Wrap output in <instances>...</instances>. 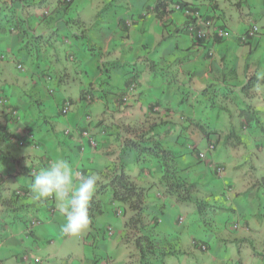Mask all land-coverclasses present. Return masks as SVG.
Returning a JSON list of instances; mask_svg holds the SVG:
<instances>
[{
	"label": "crops",
	"instance_id": "1",
	"mask_svg": "<svg viewBox=\"0 0 264 264\" xmlns=\"http://www.w3.org/2000/svg\"><path fill=\"white\" fill-rule=\"evenodd\" d=\"M156 1L0 0V54L12 55L25 68L15 75L9 73L12 67L0 64V95L19 112V118L9 121L0 107V135L5 129L22 138L0 142L8 158L0 161V264H20L18 255L30 252L23 246L20 225H27L28 214L42 213L48 205L47 200L33 199L30 185L40 169L58 158L85 175H97V188L124 163L138 186L150 188L147 202L165 206L158 231L172 242L173 256L186 257L187 264H264V87L242 91L249 78L264 70V36L251 46L238 38L253 24L264 27V0H179L203 21L214 20L212 30L220 26L230 30L229 38L215 43L188 31L192 21L182 10L171 7L159 18ZM194 26L204 29L200 22ZM131 82L137 83L138 93L125 106L120 98ZM84 90L94 94L91 105L81 98ZM67 100L73 106L64 115L61 108ZM250 108L253 114L245 111ZM242 111L245 117L259 119V126L246 124ZM87 115L92 117L90 125ZM201 127L214 134L205 137ZM132 128L145 132L149 146L160 143L170 152L182 176L199 184L215 206L216 228L204 239L180 226L173 234L162 230L166 211H177L176 225L186 205L164 196L160 164L154 160L136 164V152L126 147L136 139ZM85 131L91 132L95 146ZM216 139L220 143L210 158L224 170L222 176L230 170L244 171L238 191L229 181L220 185L217 179L222 176L211 169L218 176L212 179L197 157ZM20 189L29 194L17 198ZM102 201L104 214L96 217L90 232L96 237L93 248L102 240L96 234L101 230L97 221L108 208L115 212L120 206L109 194ZM58 204L54 199V206L46 208L50 215ZM191 214L197 222L196 211ZM232 218L240 230L230 228ZM32 236L38 238L36 233ZM193 238L204 242L208 253L196 248ZM45 239L47 261L32 256L31 264H96L107 257L93 252L55 263L57 253L49 249L53 242ZM40 241L31 245L33 252L43 247ZM113 241L122 244L121 237Z\"/></svg>",
	"mask_w": 264,
	"mask_h": 264
},
{
	"label": "trees",
	"instance_id": "2",
	"mask_svg": "<svg viewBox=\"0 0 264 264\" xmlns=\"http://www.w3.org/2000/svg\"><path fill=\"white\" fill-rule=\"evenodd\" d=\"M174 3L180 5L181 9L194 10L189 7L188 4L182 3L179 0H157L154 11L159 18H162L171 12V7H173ZM251 44L252 42L249 46H251ZM257 83V78H249L248 83L242 88V91L244 93L249 92ZM260 83L264 84V82ZM92 97L95 99L94 94ZM1 108L4 109L5 115L9 117V121L17 119L14 118L11 113H7L8 108H13L18 111L9 102L8 105ZM245 111L248 114L251 112V108ZM245 111L241 112V116L245 118V123H254L259 126V119L255 118L254 115L251 118L249 115H247L248 118L247 116L245 117ZM201 130L203 135L207 138H210V136L214 134L209 133L203 127H201ZM136 133V139L134 141L129 140L126 146L129 150L136 152V164L143 161L146 162L147 160H154L160 164L163 171L161 184L164 189V196L171 199L175 204L193 205L195 207L196 214L200 217V223L204 226L207 225V220L213 222L216 216L215 206L205 198L200 185L197 183H190L182 176L183 172L180 173L175 161L176 158L170 156V152L167 150L162 149L160 143L149 146L148 140L146 139L147 136H144V133L142 135H137ZM232 135L233 132L231 133V136ZM11 140L22 141V138H18L13 134L8 133L5 129H2L0 142ZM230 140L231 138L227 137L224 142L228 144ZM215 142L218 143L219 139H216ZM2 160H8V158L5 153L0 150V161ZM125 169L126 166L122 163L119 171L112 174V176L107 179L106 183L98 185L89 210L91 229L94 227L96 217L104 214L102 197L109 194L112 202L120 205L115 211L116 215L121 217L125 216L126 219L124 223L125 233L121 236L122 244L133 249L134 254L138 258V264H153L154 262L163 264L169 256L174 255V253L170 250V248H173L172 243L168 241L167 236L158 231L160 216L163 214L165 206L163 205L162 209L161 207L159 208L158 211H160V213L155 212V206L157 205H151L147 202L150 188L138 186ZM20 190L23 191V189ZM24 193L26 195L29 194L28 192ZM16 197L19 198L17 194ZM109 229H112L114 234V229L111 226L105 230L96 232V234L102 237L103 241H107V237L111 238L113 236V234L110 235ZM193 244L202 252H205L201 249L202 246H205L208 250V246L204 244V242L194 241ZM111 260L112 258L107 256L103 259H97L96 264H104L106 262L110 264Z\"/></svg>",
	"mask_w": 264,
	"mask_h": 264
},
{
	"label": "rangeland",
	"instance_id": "3",
	"mask_svg": "<svg viewBox=\"0 0 264 264\" xmlns=\"http://www.w3.org/2000/svg\"><path fill=\"white\" fill-rule=\"evenodd\" d=\"M44 14L47 15L48 14L47 11H45ZM262 36H264V34H262L261 37ZM24 61L27 62V60H24ZM4 63H6L7 67H10V68L12 67V70L9 71L10 74H15V75L21 74L22 71L19 70L17 67L18 62L15 58L12 57V55L10 57L7 55V57L3 61L0 60V64H4ZM2 73H3V71L0 70V76ZM4 74H6V73L4 72ZM133 77L135 78V75L132 74V78ZM132 78H131V80L134 79V78L133 79ZM45 83L50 84V80L45 81ZM165 126H167V124H165ZM130 130H132V131H130L132 134L134 132L135 133L139 132L141 135L143 133H145L142 130H136V128L135 129L132 128ZM219 143H216V146ZM146 144H147V142H146ZM128 164H129V162H128ZM131 169H132L131 172L135 171V168H133V166H131ZM204 169L206 172L209 171L210 177L212 179L218 178V176L216 174H213L211 171V168L205 163H204ZM243 174H244V171L239 170L237 172H233L232 170H230L226 173L225 176H222L221 178L217 179V181H219L220 185H222L224 182L229 181L232 184H235L237 186V188H235V189H236V191H238L241 188L240 187V183H241L240 179H241ZM99 184H104V182L101 181V182H99ZM104 197L105 196H103L102 199ZM47 201H48L47 202L48 205H45L46 207L43 208L42 213H39L36 215L28 214L27 217L29 218V221L26 222L27 225L24 223H21V225H20L21 229L24 233L22 239L24 240L25 245L23 244V246L28 247L29 251H30V252H27L26 254L22 253V254L18 255L20 264L23 261H24V264H31L32 263V256L40 257V258H42V260H44V262L47 261L46 254L43 255V249L48 246V243H45V240H46L45 238H47L48 240H52V242H53L49 249L51 251L50 253H52V251L55 254L57 253L56 258H54V260H53V262H55V263H61L64 259L68 258L69 255L74 256V257L79 259L80 257H83L85 255L93 256V252H94L98 256H104V257L108 256V255L112 256L111 258L113 259L114 264H138V258L134 254L133 249H131L130 247H126L123 244L118 246L116 244V242L113 241V240H115V238L119 239L123 233L125 216H122V217L117 216L112 209L108 208L107 213L104 216H101L99 218V220L97 221L95 226L101 230H105L106 228L111 226L114 229L115 238L114 237L111 238L110 241H103L100 239L98 241L97 246H95L93 248L92 244H94V241H96V237H94V235H90L91 234L90 233L91 232V225H89L86 230L82 231L78 235L70 236V237H68L67 235H62L60 232V228L65 223V217L62 216L58 210L55 211L54 214L50 215V213L48 212V210L46 208L54 206V198H49V199H47ZM261 202L264 205V201H261ZM155 207H156L155 212L160 213V211H158V210L160 207H161V209L163 208V204H159ZM248 208L249 207L244 209L246 211V213H245L246 215L249 214L247 212ZM181 209H186V213L181 214V216H178V218L183 217L184 220H186V224L184 222L183 225H178V221H177L178 218H177L176 219V225L177 226L173 225V218H174L177 211L169 209L166 211L164 218H163L162 230L164 232H167L168 234H173L174 231L175 232L179 231L178 226H180L181 230H183L185 228L187 230L192 229V233H193L194 237H200L199 239H204L205 235L207 233H210L214 228H216L215 227L216 224L214 221L215 218H214L213 222H210L209 220H207V225L204 226L202 223H200L199 215L196 214L198 217V221L196 222L195 218L192 216L193 214H191L192 211H195V207L193 205L189 204V205H186L184 207H181ZM33 221H35L37 223V225L34 227L31 226ZM231 221L235 222L238 220H236L235 218H232ZM229 224H231V223H229ZM35 230H36V232H34ZM32 233H36L38 238L33 237ZM39 238H41L40 244H43V247L40 249V251H36L37 253H35V251L33 252V250L30 247H32L31 245L35 244L37 241L39 242ZM192 241L194 242L197 240L195 238H193ZM172 247L174 248L173 244H172ZM173 248H170V250L172 251ZM21 250H23V248H21ZM206 253H208V251ZM166 260L167 261L164 264H187V261H188V259L186 257L184 258L183 256H180V255L177 257L173 256L171 258L168 257V259H166ZM35 262L39 263L40 260H36ZM101 264H103V263H101ZM153 264H161V263L154 262Z\"/></svg>",
	"mask_w": 264,
	"mask_h": 264
},
{
	"label": "clouds",
	"instance_id": "4",
	"mask_svg": "<svg viewBox=\"0 0 264 264\" xmlns=\"http://www.w3.org/2000/svg\"><path fill=\"white\" fill-rule=\"evenodd\" d=\"M64 2H65V0H64ZM173 7H174V4H173ZM201 19H202V17H201ZM208 21H212L213 27H214V25H215L214 20H208ZM190 22H191V19H190ZM193 22H195V21L193 20L191 22V24ZM204 22H207V21H203V19H202V22H200V23L204 24ZM190 25H188V28ZM213 27H212V29H213ZM204 28H205V26H204ZM218 28L227 29V28L222 27V26H220ZM212 29H210V30H212ZM239 36H238V38H239ZM217 41H220V39L214 40L211 43H215ZM1 55H4V54H1ZM18 65H21V64H18ZM18 65H17V67H18ZM24 70H25V68H24ZM24 70H21V71H24ZM49 80H50V78H49ZM257 81H258V83L255 84L254 87H256V88L264 87V84L260 83V82H264V70H260L257 72ZM86 93H88V91L86 92V90H84L81 94V98H82V100L84 99L85 102H86V100L84 98V95ZM89 94L92 95V93H90V92H89ZM4 97H6V96H4ZM6 99H7V97H6ZM65 102H70L71 105L73 106L72 101L67 100ZM65 102H64V104H65ZM91 103L89 105H91ZM122 105H124V104L122 103ZM61 113H62V110H61ZM62 114H64V113H62ZM64 115H67V114H64ZM87 116H90V115H87ZM87 116H85V121H86ZM86 123H88V122L86 121ZM91 123H92V117H91ZM91 123H88V124L90 125ZM211 143H214L216 146L215 140H213L209 144H211ZM216 148H217V146H216ZM215 152H216V150H215ZM197 157L199 159V153H198ZM201 162L210 166V164H208L206 162H203V161H201ZM217 166L220 167L218 164H217ZM212 170L216 173V171L214 169H212ZM98 179H99V177L97 175H95V174L84 175L80 171L74 169L68 160H66L64 158H58V159H55L54 161H52V163L48 167L42 168L39 170V172L32 179V182L30 185V190H31V193L33 195V199L35 201H45L49 198H54L56 201L59 202L58 211L62 216L65 217V223L61 226L60 232L62 235L75 236V235L80 234L82 231L86 230L91 223L89 210H90V206H91V201L93 200L94 195H95L96 190H97ZM180 218H183V217H180ZM180 218H178V220H177L178 224L183 225L185 220L183 223H180L179 222Z\"/></svg>",
	"mask_w": 264,
	"mask_h": 264
},
{
	"label": "built area",
	"instance_id": "5",
	"mask_svg": "<svg viewBox=\"0 0 264 264\" xmlns=\"http://www.w3.org/2000/svg\"><path fill=\"white\" fill-rule=\"evenodd\" d=\"M72 0H65V2L69 3L71 2ZM174 9L176 10H182L184 11L185 15L191 19V21H195L194 23H192L188 30L190 32H192L194 34L195 31H197L195 33V35L198 37V38H202V39H207L209 42H212L214 40H217V39H220V40H223L225 38H229L230 35H231V32L227 29H224V28H217L215 31L214 30H211L210 32L207 31V29H212L213 27V23L212 21H207V22H204V26L205 28L202 29V30H197L194 26L195 23H198V22H202V19L201 17L198 15V13L192 11V10H189V9H181L180 8V5L178 4H175L174 3ZM212 31H214L213 33H211ZM264 34V27H260L256 24H253L251 25L247 31L243 34H241L239 36V39H240V42L244 45H249L251 42L257 40L258 38H260V36ZM6 56L5 55H0V60L3 61L5 60ZM18 69L20 70H24V67L22 65H18ZM138 93V86L135 82H131L128 87L126 88V91L123 95H121V101L124 105H129L131 103L132 100L135 99L136 95ZM84 98L86 100V103L87 104H90L92 102V95L89 94V93H86L84 95ZM8 105V100L6 99V97L4 96H0V107H4ZM72 105L70 102H65V104L63 105L62 107V113L64 114H68L70 112V109H71ZM7 113H11L14 118H18L19 117V113L18 111L14 110L13 108H8L7 110ZM86 121L88 123H91V117L90 116H87L86 117ZM84 136L90 141V143L95 146L96 144V140L94 139V137L91 135V132L90 131H85L84 132ZM215 150H216V146L214 143H211L208 145L207 149L204 151V152H201L199 153V159L203 162H206L208 164H210V167L212 169H214L216 171V173L221 176L223 175L224 173V170L220 167L217 166V164L210 158V155L215 153ZM16 194L21 197L23 195H26L22 190H18L16 192ZM179 222L180 223H183L184 222V219L183 218H180L179 219ZM37 223L35 221L32 222V227L36 226ZM230 228L232 230H237L240 228V223L238 222H233L230 224ZM109 232H110V235L113 234V231L112 229H109ZM202 250H204L205 252H207L208 250L206 249L205 246H202L201 247ZM104 264H108L107 262L104 263Z\"/></svg>",
	"mask_w": 264,
	"mask_h": 264
}]
</instances>
